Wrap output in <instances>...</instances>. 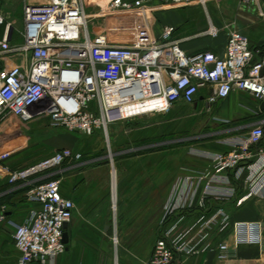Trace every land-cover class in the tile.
Instances as JSON below:
<instances>
[{
  "label": "built area",
  "instance_id": "built-area-1",
  "mask_svg": "<svg viewBox=\"0 0 264 264\" xmlns=\"http://www.w3.org/2000/svg\"><path fill=\"white\" fill-rule=\"evenodd\" d=\"M10 1L0 0V187L1 193L19 194L37 205L21 220L0 206V225L11 232L17 264H54L64 252L63 226L75 205L61 195L57 174L67 161L79 162L81 156L60 148L28 166H8L3 125L10 118L21 124L39 118L52 128L83 135L102 132L108 139L110 126L165 115L178 103L191 105L201 88L209 91L207 105L238 91L264 111V52L254 53L235 27H223L226 45L221 56L210 51L186 54L172 37V26H163L158 37L152 33L149 20L155 10L192 5L206 9L210 0H106L102 15L114 19L108 28L113 36L90 32L83 0H17L22 30H16L4 12ZM262 1L236 4L264 17ZM126 31H131V41L116 40ZM218 33L211 25L205 32L212 37ZM240 131L221 140L224 151L189 149L206 163L173 179L162 207L160 236L143 264H185L208 250L227 261L229 237L233 249L261 244L259 222H233L222 207L210 208L229 200L239 206L251 198L264 199V118ZM111 178L115 184L114 171ZM193 211L195 220L187 222L186 215ZM221 235L214 245L215 236ZM111 242L116 252L115 230ZM112 264H118L116 256Z\"/></svg>",
  "mask_w": 264,
  "mask_h": 264
},
{
  "label": "crops",
  "instance_id": "crops-1",
  "mask_svg": "<svg viewBox=\"0 0 264 264\" xmlns=\"http://www.w3.org/2000/svg\"><path fill=\"white\" fill-rule=\"evenodd\" d=\"M83 1L85 13L90 17V32L92 34L106 33L113 36L114 34H110L108 28L115 22L114 19L102 15V10H104L105 5L104 2L106 0ZM262 2L264 4V1ZM4 12L6 14L7 20L13 24L14 28L16 30H22V24L20 29L16 28L18 25L16 15L21 12L20 1L12 0L5 3ZM149 22L152 33L156 37L160 35L163 26L174 27L175 31L172 37L179 41L182 50L189 55L201 51H210L221 56L224 53V48L226 45V34L223 27L227 25L235 27L248 38L249 47L254 53H257L258 55V53H261L262 51L264 52V17H259L256 9H251L249 11L239 9L237 7L236 0H210L206 6V9L198 5H192L184 8H160L153 12ZM126 25L128 26L127 22ZM210 25L219 30V33L216 37L205 34ZM130 32L131 31H126L124 34H122L120 37L121 39L117 38V36H115V38L118 41L129 42L132 39ZM1 35L2 28L0 29V36ZM10 62L15 63L17 61L15 58H11ZM208 93V89L201 88L196 94L193 104L186 105L183 103H178L170 110V112L165 114L171 115L172 121L178 122L183 120V123L185 124L186 121L188 122V119H190V125L192 126L194 124L197 128H200L198 129L200 131H204L209 128L210 132L199 134V136L197 135L201 138H196V141L194 142L195 144L193 143L194 145L192 144L190 147L191 150L198 149L210 152L224 151L226 147L224 144L220 143L221 140L240 134V128L264 118V111L259 112L261 111L260 103L252 99L249 95L235 91L232 92L226 99L220 100L212 105H207L205 98ZM15 120L18 121L16 118H10L3 125L4 134L10 133L15 129V126L13 124L11 125V123L16 122ZM230 129L231 131H229ZM205 136H217L218 139L212 143L210 141L211 139H209V137L205 138ZM5 145L6 148L11 147L10 143L6 144V140ZM76 154H80V161L74 163L67 161L57 174V178L60 182L59 188L61 195L71 200L73 203L74 197L76 196V193L78 189H80L81 185L77 184L76 179L73 180L75 175H80L82 172L87 170L94 171L102 167V164H100L99 161L100 158L95 157L85 159L81 153L76 152ZM188 155L192 158L189 160V162H187L188 167L199 168L206 163L201 158H197L198 160H195L196 157L191 155L189 152ZM68 178L71 180L68 182V184H65ZM139 179L140 178H137V180ZM1 184L2 183L0 182V185ZM233 185H236L234 181ZM2 190L3 188L0 187V201H2V205L6 206L8 210L7 215L15 220H21V218L26 215L28 210L33 207H37V205L27 203L26 201L18 202L17 200H14L16 197L20 196L19 194L14 195L7 194L5 192L1 193ZM216 207H222L229 214L233 222H259L262 227L261 244H245L233 249L231 248L232 240L229 237V260L220 261L217 259L215 250H208L201 253L200 255L189 257L185 264H264V199L251 198L239 206L235 204V200H229L223 203H215L210 208L214 209ZM74 213L75 209L73 210L70 222L67 224L66 230H64V232L67 233V243L65 244V250L55 259L54 264H72V251L84 252V250H91V247L94 245V242H91L92 240H90V237L84 233L83 236L78 235L79 237L75 239L76 236L73 231V224L71 223ZM161 213L162 210L157 212L156 215L147 213L146 207L144 205V207L142 206L139 209L136 216H130L127 214L128 220L125 219L127 231H125L123 244L120 243L118 232L115 230L118 239L116 252L114 251V246L111 242V237L113 236L114 230L111 229V231H109L111 236L110 239L108 238L109 236H106V240L103 238V232L108 233V230H104L102 233L100 232V237L102 240L101 247L102 244H107L110 255V264L113 263L115 256L118 264H121L122 259H127L130 264H143L150 256L154 242L160 236L159 222ZM149 215L152 216V221H154V223L151 224L149 228H147V225L149 224L146 222V220ZM195 217L196 211L188 212L186 215V221H194ZM0 233H4L1 226ZM221 239H223L222 235L215 236L213 239V244L216 245ZM145 242H148V246H150L148 247V251L143 255L142 253L137 255L134 250L141 248ZM5 244L7 246L8 242H5ZM5 249L6 247H0V264H3V259L6 258Z\"/></svg>",
  "mask_w": 264,
  "mask_h": 264
},
{
  "label": "rangeland",
  "instance_id": "rangeland-1",
  "mask_svg": "<svg viewBox=\"0 0 264 264\" xmlns=\"http://www.w3.org/2000/svg\"><path fill=\"white\" fill-rule=\"evenodd\" d=\"M16 20L18 22L16 28L20 29L22 12L16 15ZM17 41L21 43L22 38L18 36ZM171 119V115L145 116L130 123H119L109 127L108 139L102 132L83 135L63 128H52L48 121L39 118L22 124L16 120L15 123H11L15 129L4 135L6 144H11V147L7 148L10 153L6 161L10 167L28 166L50 156L62 147L69 148L74 153H81L85 159L100 158L102 167L94 171H84L85 173L77 174L73 179H76L78 185L81 184L74 197L76 208L71 221L75 239L84 233L90 237L94 245L91 250L84 252L72 251V264H110L107 244H102L101 247V233L108 230V233L103 232L102 236L104 240L108 236L110 239L109 231L114 229L118 232L120 243L123 244L127 231L125 221L128 218L127 214L136 216L139 209L145 205L147 213L156 215L162 210L173 179L178 174L185 173L187 169L193 168L187 166V162L192 159L188 155L189 149L196 138H201L198 137L199 134L210 132L209 128L200 131L194 124L193 127L190 125V119L186 124L183 120L176 122ZM209 139L213 143L218 137L213 136ZM153 143L160 145L152 148L147 146ZM141 146L147 148L125 153L128 149ZM113 171L115 184L111 178ZM70 180L68 178L65 184ZM14 200L23 202L24 197L20 195ZM149 216L146 220L149 224L147 228L154 223L152 216ZM1 228L4 233H0L3 239L0 238V247H6L3 264H17V252L11 232L2 226ZM5 242H8L7 246ZM148 247H150L148 242H145L141 248L134 251L137 255L139 253L143 255L148 251ZM121 264L130 263L127 259H122Z\"/></svg>",
  "mask_w": 264,
  "mask_h": 264
},
{
  "label": "water",
  "instance_id": "water-1",
  "mask_svg": "<svg viewBox=\"0 0 264 264\" xmlns=\"http://www.w3.org/2000/svg\"><path fill=\"white\" fill-rule=\"evenodd\" d=\"M262 106L264 107V103L262 104ZM66 228H67V224H65V225L63 226V229H64V230H66ZM62 241H63L64 244L67 243V233H66V232L63 233V240H62Z\"/></svg>",
  "mask_w": 264,
  "mask_h": 264
},
{
  "label": "trees",
  "instance_id": "trees-1",
  "mask_svg": "<svg viewBox=\"0 0 264 264\" xmlns=\"http://www.w3.org/2000/svg\"><path fill=\"white\" fill-rule=\"evenodd\" d=\"M23 201H25V198H24V200ZM2 205V201H0V206ZM160 231V230H159Z\"/></svg>",
  "mask_w": 264,
  "mask_h": 264
}]
</instances>
